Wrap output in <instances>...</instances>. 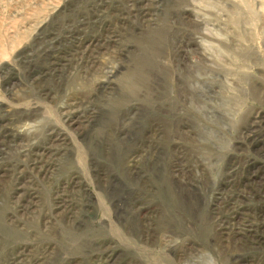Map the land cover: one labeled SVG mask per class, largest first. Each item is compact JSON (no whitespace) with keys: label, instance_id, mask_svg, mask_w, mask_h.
<instances>
[{"label":"rangeland","instance_id":"1","mask_svg":"<svg viewBox=\"0 0 264 264\" xmlns=\"http://www.w3.org/2000/svg\"><path fill=\"white\" fill-rule=\"evenodd\" d=\"M0 264H264V0H0Z\"/></svg>","mask_w":264,"mask_h":264},{"label":"bare ground","instance_id":"2","mask_svg":"<svg viewBox=\"0 0 264 264\" xmlns=\"http://www.w3.org/2000/svg\"><path fill=\"white\" fill-rule=\"evenodd\" d=\"M133 2V1H132ZM138 3V2H137ZM141 3V2H140ZM135 6V5H134ZM141 6H142V4H141ZM136 7V6H135ZM132 8H134V7H132ZM140 9V8H139Z\"/></svg>","mask_w":264,"mask_h":264}]
</instances>
